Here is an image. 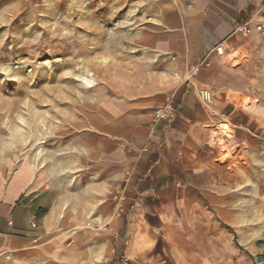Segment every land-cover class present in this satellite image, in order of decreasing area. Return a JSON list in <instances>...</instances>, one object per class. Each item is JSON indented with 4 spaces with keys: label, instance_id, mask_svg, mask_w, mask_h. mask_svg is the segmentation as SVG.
<instances>
[{
    "label": "crops",
    "instance_id": "obj_1",
    "mask_svg": "<svg viewBox=\"0 0 264 264\" xmlns=\"http://www.w3.org/2000/svg\"><path fill=\"white\" fill-rule=\"evenodd\" d=\"M111 1L131 17L128 47L166 66L165 81L154 95L141 88L95 103L60 157L0 163V264H202L193 203L204 199L230 221L213 182L219 157L236 150L239 159L246 138L256 143L235 103L246 98V74L230 58L244 41L237 28L264 23V0ZM170 94L175 113L155 124ZM166 208L178 209L172 221Z\"/></svg>",
    "mask_w": 264,
    "mask_h": 264
},
{
    "label": "rangeland",
    "instance_id": "obj_2",
    "mask_svg": "<svg viewBox=\"0 0 264 264\" xmlns=\"http://www.w3.org/2000/svg\"><path fill=\"white\" fill-rule=\"evenodd\" d=\"M130 18L111 0H0V163L60 157L95 103L124 101L141 88L156 94L166 66L128 47ZM230 60L246 74V98L235 103L256 125V143L246 138L239 159L236 150L219 157L213 182L224 187L229 222L206 200L193 203V256L202 264H264V37H244ZM219 129L232 140L228 124ZM163 210L171 221L177 216L176 208Z\"/></svg>",
    "mask_w": 264,
    "mask_h": 264
},
{
    "label": "built area",
    "instance_id": "obj_3",
    "mask_svg": "<svg viewBox=\"0 0 264 264\" xmlns=\"http://www.w3.org/2000/svg\"><path fill=\"white\" fill-rule=\"evenodd\" d=\"M251 21H248L237 28V33L243 37H247L254 32L264 33V23H257L255 25L251 24ZM222 49H217V52L221 54ZM175 100L168 99L161 107L155 110L154 112V123L157 124L160 121L170 120L175 113Z\"/></svg>",
    "mask_w": 264,
    "mask_h": 264
},
{
    "label": "bare ground",
    "instance_id": "obj_4",
    "mask_svg": "<svg viewBox=\"0 0 264 264\" xmlns=\"http://www.w3.org/2000/svg\"><path fill=\"white\" fill-rule=\"evenodd\" d=\"M226 128H228V126H225ZM224 128V127H223Z\"/></svg>",
    "mask_w": 264,
    "mask_h": 264
}]
</instances>
